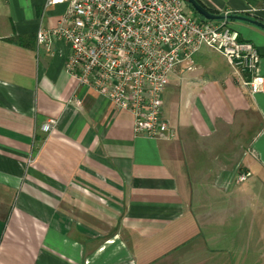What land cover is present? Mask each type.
Masks as SVG:
<instances>
[{"label": "crops", "instance_id": "0c3cea01", "mask_svg": "<svg viewBox=\"0 0 264 264\" xmlns=\"http://www.w3.org/2000/svg\"><path fill=\"white\" fill-rule=\"evenodd\" d=\"M46 2L0 0V264H105L109 247L113 259L156 264L185 237L204 236V223L219 232L208 237L240 232L231 223L248 211L242 193L264 189V90L251 94L244 75L224 57H205L203 46L162 95L174 135L136 136L130 112L64 70L65 42L51 51L37 45L39 27L54 26L65 10ZM200 2L219 13L264 6ZM229 24L257 48L264 77V30ZM49 119L55 126L44 132ZM237 169L251 176L235 183Z\"/></svg>", "mask_w": 264, "mask_h": 264}, {"label": "built area", "instance_id": "2783aa9c", "mask_svg": "<svg viewBox=\"0 0 264 264\" xmlns=\"http://www.w3.org/2000/svg\"><path fill=\"white\" fill-rule=\"evenodd\" d=\"M64 4L52 27L36 32L38 46L48 51L56 41L67 45L64 70L83 86L93 88L117 110L133 116L136 136L157 140L174 135L163 116V92L178 66L191 69L203 46L218 52L240 75L251 94L264 90L255 45L240 39L227 19L203 20L184 0H47ZM264 6L246 13L258 16ZM228 14V13H221ZM68 102L77 108L81 101ZM56 121L42 125L49 132ZM248 169H237L233 180L245 182Z\"/></svg>", "mask_w": 264, "mask_h": 264}, {"label": "rangeland", "instance_id": "374dc122", "mask_svg": "<svg viewBox=\"0 0 264 264\" xmlns=\"http://www.w3.org/2000/svg\"><path fill=\"white\" fill-rule=\"evenodd\" d=\"M206 52L205 57H211L223 63L222 56L208 48H202ZM197 53V52H196ZM195 53V54H196ZM195 54L193 58H195ZM197 56V55H196ZM249 183V182H248ZM253 184V182H252ZM244 196L248 203L246 214H238L241 221L232 222L235 227L241 224L242 230L236 232L231 237H208V235L218 234V231L209 230L213 223H204L205 229L200 234L185 237L178 246L177 253L170 251L157 256L156 264H264V189H255L247 186ZM257 210V213H256ZM258 222L252 220L256 218ZM224 223H218L222 228ZM211 225V227H210ZM194 232V231H193ZM195 233V232H194ZM179 244V245H180ZM110 247L105 249L99 260L103 259L105 264L117 261L118 264H149L146 263L142 255H120L113 259L109 254Z\"/></svg>", "mask_w": 264, "mask_h": 264}, {"label": "water", "instance_id": "95a60500", "mask_svg": "<svg viewBox=\"0 0 264 264\" xmlns=\"http://www.w3.org/2000/svg\"><path fill=\"white\" fill-rule=\"evenodd\" d=\"M184 1H186L190 5L192 10L198 16L202 17L205 20L235 19L236 21L246 22L264 30V22L259 19L251 18L241 14H231V13L216 14L210 12L204 5L200 4L197 0H184Z\"/></svg>", "mask_w": 264, "mask_h": 264}, {"label": "trees", "instance_id": "16d2710c", "mask_svg": "<svg viewBox=\"0 0 264 264\" xmlns=\"http://www.w3.org/2000/svg\"><path fill=\"white\" fill-rule=\"evenodd\" d=\"M200 4H202L201 2H200V0H197ZM185 4H186V6H187V8L195 15V16H198L193 10H192V8L190 7V5L185 1ZM203 5V4H202ZM206 7V6H205ZM207 8V7H206ZM210 12H213V13H216V14H220L219 12H216V11H214V10H212V9H209V8H207ZM231 14H235V13H231ZM241 15H245V16H248V17H251V18H256V19H259V20H261V21H263L264 22V20L261 18V17H259V16H256V15H251V14H249V13H246V12H244V13H240ZM198 17H200V16H198ZM201 19H203L202 17H200ZM203 20H205V19H203ZM228 21H236L235 19H228Z\"/></svg>", "mask_w": 264, "mask_h": 264}]
</instances>
